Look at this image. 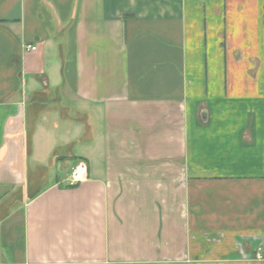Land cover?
Returning a JSON list of instances; mask_svg holds the SVG:
<instances>
[{
	"label": "crops",
	"instance_id": "obj_1",
	"mask_svg": "<svg viewBox=\"0 0 264 264\" xmlns=\"http://www.w3.org/2000/svg\"><path fill=\"white\" fill-rule=\"evenodd\" d=\"M0 264H264V0H0Z\"/></svg>",
	"mask_w": 264,
	"mask_h": 264
},
{
	"label": "built area",
	"instance_id": "obj_2",
	"mask_svg": "<svg viewBox=\"0 0 264 264\" xmlns=\"http://www.w3.org/2000/svg\"><path fill=\"white\" fill-rule=\"evenodd\" d=\"M29 50L34 51L35 47H28ZM87 179V166L84 162H79L71 171L68 185L74 187ZM255 258L257 260H262L261 249H258Z\"/></svg>",
	"mask_w": 264,
	"mask_h": 264
}]
</instances>
